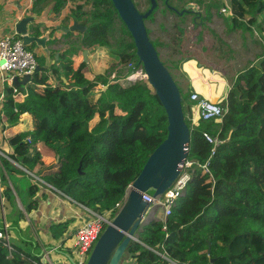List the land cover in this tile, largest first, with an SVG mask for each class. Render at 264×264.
I'll use <instances>...</instances> for the list:
<instances>
[{"label": "trees", "instance_id": "16d2710c", "mask_svg": "<svg viewBox=\"0 0 264 264\" xmlns=\"http://www.w3.org/2000/svg\"><path fill=\"white\" fill-rule=\"evenodd\" d=\"M67 1L33 0L30 12L42 16V4L57 13ZM162 1L167 7L172 5V0ZM134 2L142 13L151 7V0ZM196 3L201 6L203 0ZM224 3L210 0L201 22L211 21V10H219ZM230 3L232 30H256L263 40L262 50L257 61L237 76L227 97L228 113L221 122L199 118L194 123L197 102L190 99L194 88L184 95L183 110L190 128L187 158L194 161L192 179L166 228L156 219L144 223L138 231L140 241L130 242L120 264H169L159 253L178 264H264V0ZM158 8L145 21H153ZM175 8L182 11L185 6ZM66 16L82 28L62 31L58 26L54 32L62 36L55 38L57 32H53L50 44L76 36L73 41L89 51L88 62L81 61L75 70L60 53L58 67H48L45 54L28 47L44 68L34 72L25 96L6 86L1 100L0 217L5 216L9 225L5 227L0 220V232L5 235L7 229L9 235L14 231L18 237L10 236V246L0 237V264H49L43 261L42 249L50 246L39 243L30 228L23 230L20 225L44 198L40 193L47 186L37 177L87 208L100 214L113 209L114 215L116 204L124 201L129 185L168 134L166 110L148 81L123 83L122 76L108 80L111 72L130 62L142 66L134 38L112 0H77ZM38 21L31 26L36 35L51 27L42 29ZM57 52L52 50L51 56ZM86 67L92 78L84 72ZM73 73L78 82L72 87L67 81ZM102 84L106 87L100 88ZM85 104L89 109L81 115L78 109ZM69 112L74 116L72 136L86 133L92 140L71 151L61 172L43 174V157L60 153L55 135ZM24 113L31 115L32 126L18 119ZM204 131L223 140L209 161V171L203 165L212 146ZM34 144L39 150L32 149ZM74 221L68 217L53 222L48 233L63 241Z\"/></svg>", "mask_w": 264, "mask_h": 264}, {"label": "rangeland", "instance_id": "374dc122", "mask_svg": "<svg viewBox=\"0 0 264 264\" xmlns=\"http://www.w3.org/2000/svg\"><path fill=\"white\" fill-rule=\"evenodd\" d=\"M8 1H12L14 3V0ZM76 1L77 0H68L63 9L57 13H52L51 6L42 7V4H40L39 7L42 8L41 14L44 16L36 14L37 17L35 21H37V19H44L45 21L46 18V20L49 19V21L53 22V24H64L62 25L63 28L65 27L64 29H70L73 26V22L66 19V15L71 12V8L75 5ZM188 1H192L188 4L191 3L194 5L187 8ZM196 2L197 0H172V6H176L178 9L183 8V6L187 8L188 12L181 15L169 11L163 1L160 0L158 2L159 8L156 12L154 20L145 21L146 26L147 29L150 30V39L157 48L161 60L169 68L171 74L182 90L184 104L186 103L184 95L189 92L191 88H194V91H198L200 95L209 97L214 102L226 104L228 94L233 87L237 76L257 61V54L262 50L263 40L256 30H232V26L229 28V24L232 25L231 21L225 20L224 22L222 20L221 23H218L216 26L224 31L225 37L233 45V49H229V47L225 44L224 38L222 36L221 38L219 37L220 34L219 36L214 35L213 30L215 28L212 27V23H214L213 20L217 18L218 9L213 8L211 10L213 20L201 22V16L205 13L206 4L209 3L210 0H203L201 6H199ZM22 3L25 7L12 6L10 8V16L5 18V23L8 22V25L6 28L4 27V30L12 32L14 30L12 22L16 21L20 14H31L30 11H27V4H32L33 0H24ZM3 5L4 3L0 4L1 10L5 8ZM195 5L198 7H195ZM223 6H225V4H223L221 8ZM87 9L88 8H86V10ZM193 10L196 12H193ZM224 16L228 15L224 14ZM228 29H230V31ZM56 32H54V34ZM115 34H118V31ZM76 38V36L71 38L64 36L58 42L51 45L54 50H59L63 54L65 52L66 58L68 56L66 52L74 46L77 53L75 55H70L71 59L67 58V60L77 61L74 63L75 67H77L79 64L78 62L83 61L84 58L83 48L73 41L74 39L76 40ZM61 42H63V45H61ZM168 42H172V45ZM214 43L225 45H222L223 47L221 49L220 47L215 46ZM30 48L33 49V46H30ZM222 51L225 52V55H223ZM42 52L43 51L41 49L37 51L38 54L43 55ZM54 66L56 67L57 64ZM124 68L125 66L121 68V71L124 70ZM88 70H90V68L86 67V74L91 76ZM109 77L110 74L108 75V78ZM196 120L197 118L195 117V121ZM206 121L211 122V120ZM47 187L53 190L61 198H64L67 204L74 208V210H78L77 208L83 209L82 206L68 197H65L49 185H47ZM159 211L160 209H157L156 213H159ZM156 215L147 214L144 219V223H148L154 219ZM2 218L3 223L7 222L5 216ZM34 222V220H31V222H28V225H21V228L23 230L30 228V231L36 234V240L44 246H48L50 243H48L45 237L47 226H41L39 223L35 224V226ZM5 224L7 225V223ZM9 236H11V238L18 237L14 231L10 232ZM51 257L56 264H73L66 254L60 252L52 253Z\"/></svg>", "mask_w": 264, "mask_h": 264}, {"label": "water", "instance_id": "95a60500", "mask_svg": "<svg viewBox=\"0 0 264 264\" xmlns=\"http://www.w3.org/2000/svg\"><path fill=\"white\" fill-rule=\"evenodd\" d=\"M165 1L168 3L169 0ZM112 2L131 32L136 45V54L146 71L148 82L166 110L168 134L147 159L140 174L132 183L122 208L96 241L86 264H120L127 255L130 242L140 241L138 231L144 224L150 207V204L144 200V194L156 197L171 187L187 159L190 141V128L185 120L181 89L169 68L161 60L157 48L150 39L145 22L158 6V0H151V7L144 13L140 12L134 0H112ZM193 5L190 3L187 8ZM169 8L175 9L172 5H169ZM187 8L180 11V14H184ZM35 20L33 15L21 16L15 21L14 30L21 35L25 46L30 47L35 44L39 47L46 56V66L51 67L53 58L48 42L55 27L48 28L41 35H35L29 31V25ZM76 28L82 27L74 23L70 29L65 30ZM59 54L56 53V60L59 59ZM88 54L89 51L84 49L83 61L88 62ZM43 68L44 66L39 65L37 70ZM30 82L31 76L28 74L23 79L14 78L15 85L21 90H25V85H29ZM49 186L83 206L53 185L49 184ZM18 202L23 208L19 198Z\"/></svg>", "mask_w": 264, "mask_h": 264}, {"label": "built area", "instance_id": "2783aa9c", "mask_svg": "<svg viewBox=\"0 0 264 264\" xmlns=\"http://www.w3.org/2000/svg\"><path fill=\"white\" fill-rule=\"evenodd\" d=\"M224 4L225 6L217 11V18L215 20L212 19L214 21V23H212V27L215 28L213 30L214 35L219 36L220 34L219 37L221 38L222 36L224 38L225 44L229 47V49H233L231 42L228 41V39L225 37L224 31L216 26L218 23H221L222 20L225 22V17H227L228 20L233 17L230 0H226ZM224 14H227L228 16H224ZM228 30L230 31V29ZM168 43L172 45V42ZM214 44L221 49L225 45L219 43ZM222 53L223 55H225L224 51H222ZM39 65L40 63L35 55V52L31 51L27 46L23 44V39L20 34L14 31L7 33L0 38V73L2 75L5 87L8 86L13 88L16 95L21 94L25 96L24 92L28 84L25 85V90H21L18 86L15 85L14 78L18 77L19 79H23L26 74L32 77ZM120 77V80L123 83H133L137 80L148 81L147 74L143 65L137 66L135 62H130L129 64H127L122 71L115 70L111 72L108 80L109 82H112L113 80H117ZM30 84L32 85V82H30ZM100 87L104 88L106 87V85L102 84ZM190 99L197 102V105L194 108V123H197L199 118H202L203 120H215L219 122L224 118L229 110L227 103L221 104L214 102L209 97L200 95L198 91L192 92ZM195 117L197 118L196 121ZM203 136L206 141L212 146L210 157L208 161L203 165V168L206 171H209V161L216 154V151L219 146L222 145L223 140L219 137V135H214L209 131H204ZM193 165L194 161L187 158L181 167L177 179L163 194H160L156 197L144 194V200L150 204L148 214L154 216L157 214L154 219L162 221L164 228H166L167 219L172 214L177 200L182 195H184L187 190V186L192 179ZM37 179L40 182L47 184L42 178L37 177ZM131 188L132 184L129 185L126 191L124 201L116 204L115 208L118 209V211L122 208ZM82 207L87 212V217H85V219L83 216L82 224L74 232L71 231L72 233H69L63 241H60V243L50 247H44L42 249L43 261L45 263L47 262L49 264H56L53 261L51 254L54 252H60L66 254L73 262V264H86L89 254L91 253L96 241L105 230L107 225L112 222V220L118 213L117 211L114 215H112L113 209H111L106 214H100L85 206ZM157 209H160L159 213H156ZM3 236L7 239L8 246H10V236L7 232V229L5 235L0 232V237ZM159 254L163 258L168 260L169 264H178L177 262L171 260L167 254Z\"/></svg>", "mask_w": 264, "mask_h": 264}, {"label": "crops", "instance_id": "0c3cea01", "mask_svg": "<svg viewBox=\"0 0 264 264\" xmlns=\"http://www.w3.org/2000/svg\"><path fill=\"white\" fill-rule=\"evenodd\" d=\"M21 1L24 2V0H20V1L14 0V3L12 1H8V0H0V4L4 3L3 6H5V8L3 10L0 9V38L5 34L10 33L9 31L4 30V27L6 28L8 25L7 24L8 22L5 23V18L10 16V14H9L10 8L12 6L25 7L22 5L23 3ZM31 5H32L31 3L27 4V7H28L27 11L28 12L30 11ZM29 15L35 16V19L37 17L36 14L31 13ZM41 15H43V14H41ZM21 16H23V13L20 14L18 16V18ZM38 22H39L42 29H45V27L47 25H51V27H55V28L59 26V28L62 31L65 30V29H63V26H61L60 24H53V22H50L49 19L46 20V18H45V21H44V19H42V20L39 19ZM12 23L14 25L15 21H13ZM62 25H64V24H62ZM241 29L242 28H240L238 30L236 29V30L239 31ZM242 30H244V29H242ZM14 31H12V32H14ZM43 31H45V30H43ZM61 36H62V34H60L59 32H57L55 34V38H58ZM243 37H244V34H243ZM244 39H245V37H244ZM61 45H63V42H61ZM51 50H54V49L51 47ZM58 52L61 53L59 50H58ZM76 53H77V50L73 46L72 49L70 48L66 52V54H68L67 58L71 59L70 55H75ZM64 54H65V52H64ZM59 56H60V54H59ZM57 61L58 60H56V58L54 56L52 66L55 67L54 65L57 64V66L55 68L58 67ZM69 61L71 63V66L73 67V69L76 70L77 67H75L74 63H76L77 61L76 62H75V60L74 61L69 60ZM78 63H80V62H78ZM88 71L90 72V70H88ZM84 72H85V69H84ZM85 73H87V72H85ZM88 77L92 78V74H91V76L88 75ZM77 82H78V77H77L76 73H73L71 75L70 79L67 81V83L72 87L75 86L77 84ZM43 87L44 86H41V88H43ZM4 89H5V84H4V81L2 79V75L0 73V104H1L2 96L4 94ZM101 108H102L101 106L96 107L95 112L98 113L101 110ZM88 109H89V106L87 104H85L78 109V112L81 115H84ZM18 119L20 121H22L24 124H26L27 126L33 125V120H32V117L29 113L19 114ZM73 123H74L73 113L69 112L67 114L66 118L59 124L58 129H57V133L55 135V139L60 143V147H59L60 153L57 156H44L43 157L44 167H45L43 174L61 172V170L64 168L65 164L68 161V156L71 153V151L74 150L75 148L79 147V146H82V145L89 143L92 140V136L89 134H86V133L79 134V135L73 137L72 136ZM32 149L33 150H39V146L37 144H34V145H32ZM48 184L49 183H47L46 186ZM40 195L41 196L44 195V198L42 197V199H41V204H40L39 209L37 211H33L30 215H27L28 216L27 220L22 221L21 225H23V226L28 225L29 224L28 222H31V220H34L36 224L39 223V224H41V226H45V227L47 226L45 237H46V240L48 241V243H50L48 246H53V245L60 243V241H58V240L56 241V240L52 239L50 234L48 233V227L50 226V224H52L53 222H58V221L64 220L68 217H73V218H75V221L70 227V234H71L82 224L83 216L85 219V217H87V212L85 211L84 208L83 209L77 208L78 210H74V208H72L71 206H69V204H67V202L64 200V198H61L58 194H56L53 190H51L48 187L47 188L43 187ZM19 207H21V206L19 205ZM2 219L3 218L0 217L1 221H2ZM4 223H6V222H4ZM7 224L9 225V223H7Z\"/></svg>", "mask_w": 264, "mask_h": 264}, {"label": "flooded vegetation", "instance_id": "af4514ba", "mask_svg": "<svg viewBox=\"0 0 264 264\" xmlns=\"http://www.w3.org/2000/svg\"><path fill=\"white\" fill-rule=\"evenodd\" d=\"M166 2V1H165ZM169 2V1H168ZM172 7H174V6H172ZM168 9H169V7H167ZM175 8V7H174ZM174 10H176L179 14H180V11H178L176 8L174 9ZM169 11H170V9H169ZM23 12H25V11H23ZM186 12H188V11H186ZM27 16H29L28 14H26ZM26 15H23V16H26ZM31 26H32V24H30L29 25V31L31 32V33H33V34H35V32L32 30V28H31ZM45 31H43V33H44ZM43 33H41V34H43ZM41 34H38V35H41ZM36 35V34H35ZM51 41V40H50ZM50 41L48 42V45H50V48H51V44H50ZM33 47H34V50L37 52V51H39L40 50V48L39 47H37L35 44H33L32 45Z\"/></svg>", "mask_w": 264, "mask_h": 264}, {"label": "clouds", "instance_id": "9594fccd", "mask_svg": "<svg viewBox=\"0 0 264 264\" xmlns=\"http://www.w3.org/2000/svg\"><path fill=\"white\" fill-rule=\"evenodd\" d=\"M49 185V184H48Z\"/></svg>", "mask_w": 264, "mask_h": 264}]
</instances>
